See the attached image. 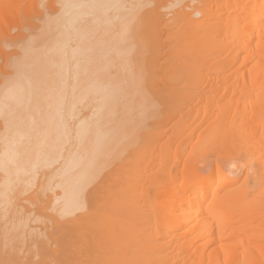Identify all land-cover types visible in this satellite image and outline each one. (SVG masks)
<instances>
[{"label": "bare ground", "instance_id": "6f19581e", "mask_svg": "<svg viewBox=\"0 0 264 264\" xmlns=\"http://www.w3.org/2000/svg\"><path fill=\"white\" fill-rule=\"evenodd\" d=\"M0 264H264V0H0Z\"/></svg>", "mask_w": 264, "mask_h": 264}, {"label": "rangeland", "instance_id": "374dc122", "mask_svg": "<svg viewBox=\"0 0 264 264\" xmlns=\"http://www.w3.org/2000/svg\"><path fill=\"white\" fill-rule=\"evenodd\" d=\"M197 117H198V119H200L199 116H197ZM198 119H197V120H198ZM202 127H203V126L199 127V129L201 130ZM199 129H198V130H199ZM194 141H195V137L192 136V137L190 138L189 141H187L185 144H183V149H184V150L182 151L181 158H183L185 155L188 154V152H189V150H190L192 144L194 143ZM218 154H219V152H218V150H217L216 148H210V149L206 152V154H205L203 160H204L205 162H207V165H209V164H210L209 162H212V160H213V159L216 157V155H218ZM195 156H197L195 153H193V155H191L192 158H195ZM197 157H198V156H197ZM180 163H181V161H180ZM200 166L203 168V170L206 169V167L202 166V163H200ZM254 166H255V165H254ZM225 172H226V173H229V171H228L227 169L225 170ZM234 176H236V175H234V174L231 173V177H234ZM236 177H237V176H236ZM238 178H239L240 180H242V179H243V174H241ZM251 182H252V181H250V184H252Z\"/></svg>", "mask_w": 264, "mask_h": 264}]
</instances>
